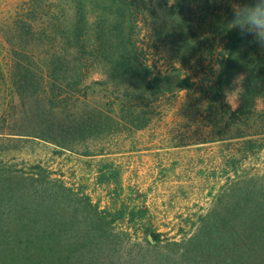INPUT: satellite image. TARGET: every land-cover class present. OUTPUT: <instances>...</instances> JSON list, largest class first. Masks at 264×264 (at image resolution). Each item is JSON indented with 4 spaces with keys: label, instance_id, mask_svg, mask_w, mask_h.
<instances>
[{
    "label": "trees",
    "instance_id": "16d2710c",
    "mask_svg": "<svg viewBox=\"0 0 264 264\" xmlns=\"http://www.w3.org/2000/svg\"><path fill=\"white\" fill-rule=\"evenodd\" d=\"M165 2L171 6L164 21L144 0L18 3L8 19L0 20V36L9 46L12 87L21 100L26 92L33 97L39 93L41 115L39 121L26 122L22 131L16 120L4 117L0 65V135L27 136L72 152L87 150L91 142L117 134L122 122L132 131L145 129L150 122L146 110L158 108L165 97L198 92L202 97L185 107L187 114L203 113L210 131L202 135L213 134L211 142H235L246 160L256 138H264V114L257 113L264 98V49L252 37H242L230 22L233 6L251 0ZM144 30L169 54L168 65L155 61L153 46L142 38ZM208 58L213 62L210 74L201 75L198 69ZM93 86L108 93L104 108L88 104ZM233 91L238 107L226 115V97ZM238 180L231 225L222 215L203 217L182 244L176 264H201L205 257L209 264H264V200L255 197L264 195V177ZM59 237L57 246L64 242ZM151 237L161 242L159 233ZM93 256L98 264L100 257ZM103 261L115 264L114 255Z\"/></svg>",
    "mask_w": 264,
    "mask_h": 264
},
{
    "label": "rangeland",
    "instance_id": "374dc122",
    "mask_svg": "<svg viewBox=\"0 0 264 264\" xmlns=\"http://www.w3.org/2000/svg\"><path fill=\"white\" fill-rule=\"evenodd\" d=\"M22 1L0 0V20ZM144 1L161 21L167 19L171 5L165 0ZM149 37L144 30L142 38L153 46L155 61L168 65L169 54ZM10 59L0 36L4 117L16 120L22 131L26 122L39 121L41 96L26 92L24 100L19 98L11 85ZM212 63L208 58L199 74H210ZM228 96L226 115L238 107L237 92ZM108 97L93 86L88 104L104 108ZM198 97V92L167 96L158 108L146 110L150 122L145 129L132 131L122 122L117 134L91 142L87 150L72 152L27 136L0 135V264H96L94 254L98 264L106 255H114L115 264H176L182 244L203 217L222 215L230 226L234 183L264 177V138H256L246 160L235 142H211L213 134L204 136L210 131L207 117L185 110ZM257 113L264 114V98ZM255 197L264 200L263 194ZM94 209L106 212L98 215ZM153 232L160 234L159 244ZM58 236L64 244L57 246ZM201 264H209L208 257Z\"/></svg>",
    "mask_w": 264,
    "mask_h": 264
},
{
    "label": "clouds",
    "instance_id": "9594fccd",
    "mask_svg": "<svg viewBox=\"0 0 264 264\" xmlns=\"http://www.w3.org/2000/svg\"><path fill=\"white\" fill-rule=\"evenodd\" d=\"M232 28L238 29L242 37H252V42L264 49V0H251L243 6L232 8ZM227 99L231 101V96Z\"/></svg>",
    "mask_w": 264,
    "mask_h": 264
}]
</instances>
